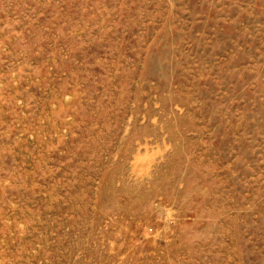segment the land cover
Segmentation results:
<instances>
[{
	"label": "rangeland",
	"instance_id": "obj_1",
	"mask_svg": "<svg viewBox=\"0 0 264 264\" xmlns=\"http://www.w3.org/2000/svg\"><path fill=\"white\" fill-rule=\"evenodd\" d=\"M0 264H264V0H0Z\"/></svg>",
	"mask_w": 264,
	"mask_h": 264
}]
</instances>
